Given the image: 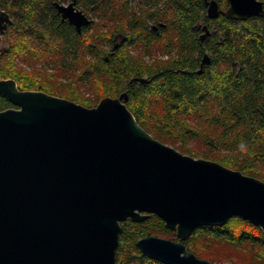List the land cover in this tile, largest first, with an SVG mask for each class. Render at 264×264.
Instances as JSON below:
<instances>
[{
  "label": "trees",
  "instance_id": "trees-1",
  "mask_svg": "<svg viewBox=\"0 0 264 264\" xmlns=\"http://www.w3.org/2000/svg\"><path fill=\"white\" fill-rule=\"evenodd\" d=\"M69 1L0 0L11 19L0 34L1 78L86 107L126 92L125 105L155 139L264 181V15L227 17L228 0H215V18L203 0H76L91 20L78 33L54 6ZM139 46L170 56L149 64L131 52ZM83 83L95 88L94 99L82 94ZM9 107L0 95V111ZM147 235L177 240L155 214L128 218L116 264H164L136 246ZM183 243L208 261L264 264V233L240 216L199 226Z\"/></svg>",
  "mask_w": 264,
  "mask_h": 264
},
{
  "label": "water",
  "instance_id": "water-1",
  "mask_svg": "<svg viewBox=\"0 0 264 264\" xmlns=\"http://www.w3.org/2000/svg\"><path fill=\"white\" fill-rule=\"evenodd\" d=\"M203 1L215 18L217 2ZM54 6L78 33L91 22L75 0ZM224 15L263 16V1L228 0ZM10 21L0 9V34ZM0 95L13 104L0 111V264H116L120 223L150 214L177 240L147 235L135 244L164 264H235L186 249L202 225L236 215L264 233V181L155 139L125 105L126 92L86 107L0 77Z\"/></svg>",
  "mask_w": 264,
  "mask_h": 264
},
{
  "label": "rangeland",
  "instance_id": "rangeland-1",
  "mask_svg": "<svg viewBox=\"0 0 264 264\" xmlns=\"http://www.w3.org/2000/svg\"><path fill=\"white\" fill-rule=\"evenodd\" d=\"M64 3L67 4V2H64ZM92 18H94V17H92ZM94 20H96V19L94 18ZM1 37H2V35H0V39H1ZM0 45H4V43L0 42ZM131 52L133 54H137V53L141 54L143 59L149 64L154 63L158 59H160V60L167 59L170 56L169 55L170 53L166 54L164 51H160L159 49H157L154 46L153 47L151 46L150 49H145L142 46H139L136 49H132ZM63 80L65 82L66 81H75V80H72L71 77L65 78ZM80 89H81L82 94L85 97L94 99V97H95V88L93 86L88 85L87 83H83L82 85H80Z\"/></svg>",
  "mask_w": 264,
  "mask_h": 264
},
{
  "label": "flooded vegetation",
  "instance_id": "flooded-vegetation-1",
  "mask_svg": "<svg viewBox=\"0 0 264 264\" xmlns=\"http://www.w3.org/2000/svg\"><path fill=\"white\" fill-rule=\"evenodd\" d=\"M68 3V2H67ZM62 4H65V3H62ZM75 8L77 9V3H76V0H75ZM79 10V9H77ZM82 11V10H81Z\"/></svg>",
  "mask_w": 264,
  "mask_h": 264
},
{
  "label": "built area",
  "instance_id": "built-area-1",
  "mask_svg": "<svg viewBox=\"0 0 264 264\" xmlns=\"http://www.w3.org/2000/svg\"><path fill=\"white\" fill-rule=\"evenodd\" d=\"M77 9L81 10V8L79 7V5L77 4Z\"/></svg>",
  "mask_w": 264,
  "mask_h": 264
}]
</instances>
